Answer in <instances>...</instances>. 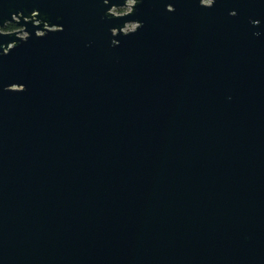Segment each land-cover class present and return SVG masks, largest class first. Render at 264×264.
Instances as JSON below:
<instances>
[{"label":"water","instance_id":"obj_1","mask_svg":"<svg viewBox=\"0 0 264 264\" xmlns=\"http://www.w3.org/2000/svg\"><path fill=\"white\" fill-rule=\"evenodd\" d=\"M8 24L0 264H264V0H0Z\"/></svg>","mask_w":264,"mask_h":264},{"label":"trees","instance_id":"obj_2","mask_svg":"<svg viewBox=\"0 0 264 264\" xmlns=\"http://www.w3.org/2000/svg\"><path fill=\"white\" fill-rule=\"evenodd\" d=\"M5 32H11V31H14L16 30V26L13 25V24H8L6 27H5Z\"/></svg>","mask_w":264,"mask_h":264},{"label":"rangeland","instance_id":"obj_3","mask_svg":"<svg viewBox=\"0 0 264 264\" xmlns=\"http://www.w3.org/2000/svg\"><path fill=\"white\" fill-rule=\"evenodd\" d=\"M205 4H206V3H205ZM17 30H19V29L16 27V30H14V31H17ZM0 31L5 32L4 29H0ZM11 32H12V31H11Z\"/></svg>","mask_w":264,"mask_h":264},{"label":"flooded vegetation","instance_id":"obj_4","mask_svg":"<svg viewBox=\"0 0 264 264\" xmlns=\"http://www.w3.org/2000/svg\"><path fill=\"white\" fill-rule=\"evenodd\" d=\"M203 3H206V4H208V3H209V1H203Z\"/></svg>","mask_w":264,"mask_h":264}]
</instances>
